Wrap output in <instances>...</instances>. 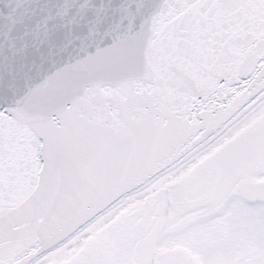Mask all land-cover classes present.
<instances>
[{
    "label": "snow or ice",
    "instance_id": "1",
    "mask_svg": "<svg viewBox=\"0 0 264 264\" xmlns=\"http://www.w3.org/2000/svg\"><path fill=\"white\" fill-rule=\"evenodd\" d=\"M0 264H264V0H0Z\"/></svg>",
    "mask_w": 264,
    "mask_h": 264
}]
</instances>
